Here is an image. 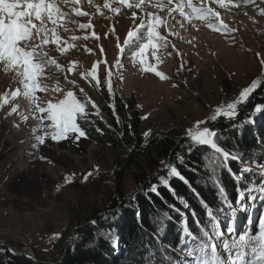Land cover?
Segmentation results:
<instances>
[{"label": "rangeland", "instance_id": "obj_1", "mask_svg": "<svg viewBox=\"0 0 264 264\" xmlns=\"http://www.w3.org/2000/svg\"><path fill=\"white\" fill-rule=\"evenodd\" d=\"M104 2L81 0L80 4L67 6L60 3L61 10L68 14L64 21L68 31L58 28L60 45L49 44L45 51L62 67L49 65L42 70L37 77L40 88L34 96L25 95L21 78L12 69L5 71L0 63V243L16 247V251L38 254L50 262L58 257L64 243H71L78 222L91 209L104 208L116 197L112 173L121 152L111 150L107 143L98 145L83 138L77 145L68 140L53 141L48 135L40 144L36 137L52 130L45 127L51 121L45 119L42 124L36 118L46 116L34 112L36 104L47 108L49 102L64 99L68 91L83 102L76 88L80 93L83 89L82 96L86 94L96 106L104 93L109 100L114 92L123 98L133 97L144 143L145 133L152 131L162 133L173 127L186 135L200 120L208 121L201 128L209 127L213 122L209 117L216 108L236 102L240 92L253 81L258 86L249 96L251 108L245 112L254 109L258 97L264 98V92H258L264 89V0H223V4L220 0H193L197 7H211L219 13V19L209 16L201 21L193 16L187 20L175 12L167 26L157 28L164 41H156L155 48L149 45L143 57L135 59L133 53L147 43L146 29L138 33L142 38L134 46H124L123 41L144 13L137 9L134 23L131 9L113 4L121 8L119 14L113 13L103 8ZM176 2L173 0V6ZM73 6L88 15L76 16ZM148 10L157 11L151 7ZM157 14L168 15L166 9ZM68 16L77 23L69 22ZM79 23L93 26L81 29ZM141 58L145 68L155 67L166 78L142 71ZM94 64L96 78L92 79ZM13 91L18 94L13 96ZM246 103L238 105V113ZM14 107L16 112L11 111ZM222 119L235 117L220 116L215 123ZM89 172L92 175L85 180ZM135 188L134 176L126 173L124 196ZM241 214L246 219V214ZM226 226L223 222L222 228Z\"/></svg>", "mask_w": 264, "mask_h": 264}, {"label": "trees", "instance_id": "obj_2", "mask_svg": "<svg viewBox=\"0 0 264 264\" xmlns=\"http://www.w3.org/2000/svg\"><path fill=\"white\" fill-rule=\"evenodd\" d=\"M76 91L85 100L77 88ZM258 92H264V89L259 88ZM251 102L249 99L242 106L234 120L222 119L216 123L210 122L209 125V128L217 132L214 139L222 151L243 154L240 162L228 160L229 167L237 176L242 167L256 166L253 161L264 162V109L255 116L252 115L257 104L264 106V98L258 97L254 102V109L247 113L245 110L251 108ZM87 107L89 122H78L88 132V139L98 145L107 143L111 150L121 152L112 173L116 197L111 198L104 208L91 209L78 222L71 243H64L53 262L153 264L154 261L155 264H167L164 253L177 257L175 250L180 244L184 227L194 236L200 237L201 229L210 227L208 214L215 215L223 207L217 183L225 189L233 207L237 206V180L227 168L220 167L223 160L221 153L215 152L210 146H196L189 155L186 148L180 147L186 142V135L173 127L162 133L152 131L142 143L138 129L139 112L134 108L133 97L123 98L114 92L109 100L107 93H104L97 106L99 115L91 104ZM248 119H252L253 123L243 124ZM242 124L243 127H239ZM97 128L100 129L99 132L96 131ZM178 153L183 155L185 164L194 168L195 172L178 162ZM162 161L164 164L175 165L194 191L183 181L173 177L169 182L175 195L168 187H159V195L149 192L146 197L145 192L152 184H160V177L168 178ZM128 172L134 176L136 188L124 196L122 184ZM254 175L255 173H245L244 180L250 181ZM255 178L257 181L260 179L259 176ZM239 186L244 188L246 183L241 182ZM131 195L136 196L135 203L130 201ZM185 203L188 204L187 208L184 207ZM170 206L179 209V212ZM137 211L140 212L139 221ZM225 211L230 210L225 208ZM238 214L242 216L241 213ZM222 224L223 221L221 227ZM35 256L38 261L27 255L14 254L9 248L0 246V264H51V259L41 258L38 254Z\"/></svg>", "mask_w": 264, "mask_h": 264}, {"label": "snow or ice", "instance_id": "obj_3", "mask_svg": "<svg viewBox=\"0 0 264 264\" xmlns=\"http://www.w3.org/2000/svg\"><path fill=\"white\" fill-rule=\"evenodd\" d=\"M88 2L91 3V0H88ZM245 2H251V0H245ZM60 3L65 6L69 3L77 5L81 3V0H60V2L58 0H0V63L3 64L5 71L12 69L21 78L20 82L26 90L25 95L31 93L34 96L35 91L40 88L37 77L45 67L49 65H54L57 69L62 67L45 51V46L49 44L60 45L61 36L58 34V28H64L65 31H68L64 24L65 17L68 14L61 10ZM220 3L223 4V0H220ZM113 4L131 9L134 23L138 15L136 10L138 9L144 13L143 16L139 17V23H135V30H129L127 38L123 41L124 46H134L142 38L138 33H142L146 29L147 43L140 45L139 52L133 53V59L137 56L143 57L149 45L155 48L157 46L156 41H164L165 38L161 36L157 28L161 25L167 26L169 17H172L175 12H179L180 16L187 20H191L193 16L201 21L207 20L209 16H215L219 19V13L214 12L211 7H206L204 4L197 7L193 0H177L174 6L173 0H113L112 4L109 3V0H105L103 8L119 14L121 8L113 6ZM149 7L157 11H149ZM185 8L190 9V12H186ZM165 9L167 16L157 14V12ZM97 10L99 11V8ZM72 12L78 17L88 15L87 12L75 6L72 7ZM68 21L77 23L70 16H68ZM92 26L90 23H79L81 29ZM209 26L215 27L211 24ZM221 26L225 30H229L226 25H223V22H221ZM216 30L219 31L220 28L216 27ZM92 35L95 36V32ZM72 39H76V37L73 36ZM117 47L123 53L124 48L119 43ZM60 50L63 51V48ZM101 52H103V48H101ZM144 63V59L141 58L142 71L154 72L161 79L166 78L164 73L157 71L155 67L145 68ZM261 63H264V61H261ZM95 68L96 65L94 64L92 79L96 78ZM68 71L71 72L72 69L69 68ZM84 78L87 79L88 77ZM68 83L73 84L75 82L68 81ZM257 86V82L253 81L249 87H245L240 92L236 102L228 103L225 108L217 107L215 114L210 116L209 119L215 122L220 116L228 119L236 117L238 115V105L246 103ZM108 87L109 92H111L110 82ZM56 91L59 92L60 90L57 89ZM80 91L83 93V89ZM17 94V91L12 92L13 96ZM89 104L93 109H96V114L99 115L96 104L89 100L86 94L85 100L82 102L77 99L73 91H68L65 98L58 103L49 102L47 108L36 104L34 112L46 113V116L39 115L36 118L42 124L45 119L51 121V124L45 127L52 130L51 133L45 130L44 135L37 136L36 139L40 144H44L45 137L51 135L53 141L68 140L77 145L82 138L88 139V132L78 120H83L85 123L89 122V109L87 107ZM262 109H264V106L257 104L252 115L255 116ZM11 111L16 112V108H12ZM207 122V120L197 121L192 129H188L185 137L186 142L180 147L186 148L189 155L196 146H210L215 152L221 153L223 160L220 162V167L227 168L229 173L237 180V206L233 207L225 189L217 183L223 207L215 215L208 214L210 227L207 229L202 228L200 237L194 236L187 227H184L180 244L175 250L177 257L164 253V258L167 264H264V210L258 211V209L264 208V163L253 161L252 163L256 165L255 168L242 167L240 175L237 176L229 167L228 160L240 162L243 154H230L227 151H222L214 139L217 132L209 127H200V125ZM252 123V119L243 122V124ZM243 124L239 127H243ZM96 131L99 132L100 129L97 128ZM147 135L148 133H145V136ZM177 156L180 164L187 167L189 171H196L185 164L183 155L178 153ZM43 158L41 157V159ZM161 163L164 164L163 161ZM164 169L167 170L168 178L160 177V184H152L145 192L146 197L149 192L159 195V187H168L175 195L169 182L173 177L183 181L189 186L190 190L194 191V189H191L190 182L175 165L164 164ZM245 173H255V175L250 181H245ZM91 175L92 173L89 172L84 179L87 180ZM256 176L260 177L259 181L256 180ZM241 182L246 183V187L241 188L239 186ZM196 195L199 199V194ZM245 196H247L246 201ZM129 199L134 203L136 202L135 195H131ZM127 206L125 205V207ZM170 207L179 212V209L174 206ZM184 207L187 208L188 204L185 203ZM225 208L230 211H225ZM238 213L246 214V219H242ZM193 215H195L194 210ZM137 218L139 221V211H137ZM222 221L226 223V228L221 227ZM197 225L199 226L198 220ZM161 251L163 252V246ZM153 264H155L154 261Z\"/></svg>", "mask_w": 264, "mask_h": 264}, {"label": "water", "instance_id": "obj_4", "mask_svg": "<svg viewBox=\"0 0 264 264\" xmlns=\"http://www.w3.org/2000/svg\"><path fill=\"white\" fill-rule=\"evenodd\" d=\"M77 228V227H76ZM75 228V229H76ZM0 246H4V247H8L14 254H23V255H27L29 257H31L33 260L35 261H38V259L36 258L35 255H33L32 253L30 252H21V251H16L12 246H10L9 244H5V243H0ZM59 261L58 260L57 262L53 263V262H50L51 264H59ZM48 261H46L47 263Z\"/></svg>", "mask_w": 264, "mask_h": 264}]
</instances>
